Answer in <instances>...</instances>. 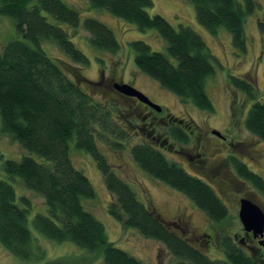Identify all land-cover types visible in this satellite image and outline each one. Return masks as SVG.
Returning a JSON list of instances; mask_svg holds the SVG:
<instances>
[{
    "label": "trees",
    "instance_id": "1",
    "mask_svg": "<svg viewBox=\"0 0 264 264\" xmlns=\"http://www.w3.org/2000/svg\"><path fill=\"white\" fill-rule=\"evenodd\" d=\"M188 1L195 5L199 23L213 34L220 28L227 29L234 48L247 53L245 23L247 16L258 8L256 0ZM88 2L92 8L105 9L140 30L156 29L166 40L169 54L154 50L144 40H134L131 45L136 65L183 102H191L201 110H215L207 82L215 74L216 58L196 30L183 24L177 28L161 14L151 15L148 9L154 6L153 0ZM0 15L13 18L22 36L9 41L0 52L2 132L31 153L19 160H4L3 168L13 179L19 177L27 189L44 198L48 212L35 215L33 222L37 229L57 242L69 241L95 255L100 254L105 264H144L116 246L109 239L104 223L85 208L83 199L94 198L96 191L89 177L73 161L75 148L95 159L112 196L111 215L125 227L163 243L180 259L178 264H263L238 249L227 233L220 239L224 260L202 254L175 234L161 214L146 205L131 184L117 174L102 145L119 152L130 145L135 132L152 134L162 125L157 126V120L152 121L154 126L149 129L145 123L147 109L133 112L125 103L134 98L121 93L114 83L105 86L101 81H90L79 71L82 65L89 64V58L61 25L65 23L78 30L81 18L75 8L64 0H0ZM50 17L54 21L49 20ZM259 26L264 32V21H260ZM84 28L95 47L111 52L120 49L115 32L100 20L88 17ZM43 41L53 42L76 64L71 63L76 78L65 70L59 58L55 61L47 54L41 47ZM230 80L251 99L257 98L258 92L250 81L233 75ZM82 85H87L86 89ZM100 91L103 94L99 96ZM136 113L139 123L144 124L131 132L129 126L136 121L132 117ZM164 126L161 128L167 127ZM245 126L264 141V101L257 100L251 105ZM169 130L174 140L189 142L187 133L178 127L170 126ZM129 151L143 171L186 195L212 222L222 227L231 217L211 185L189 173L154 142H135L129 146ZM230 161L237 175L264 196V176L235 157L231 156ZM19 200L21 203L14 186L0 178V243L25 260L41 259L44 251L32 247L31 199L22 195Z\"/></svg>",
    "mask_w": 264,
    "mask_h": 264
},
{
    "label": "rangeland",
    "instance_id": "2",
    "mask_svg": "<svg viewBox=\"0 0 264 264\" xmlns=\"http://www.w3.org/2000/svg\"><path fill=\"white\" fill-rule=\"evenodd\" d=\"M35 1L33 0V2ZM64 1L75 8L81 18V24L77 31L68 24H61L62 27L68 30L69 37L74 44L89 58V64L82 65L83 67L79 71L88 80L101 81L105 86L112 85L114 82L129 83L145 93L152 101L163 106L162 113H151L149 111L151 109L148 107L150 105L147 103H145V106L140 105L142 101L137 97H133L135 100L125 101L133 112L149 108V110H146L149 114L145 122L149 129L154 126L152 121L155 122L154 116L156 114L158 116H166L172 113L187 119L193 130V133H190L192 142L190 141L189 144L186 143L184 145L175 143L176 148L181 150L179 153H173L172 150L160 147L152 138L153 133L135 132L130 145L143 140L154 142L172 160H177L191 173L209 182L229 205L233 213H231V217L227 221L223 222L221 229H219V225L213 227L215 223L183 193L143 171L133 161L129 151L130 145L117 152L104 144L102 145L103 152L114 166L117 174L131 184L139 198L146 205L158 211L165 220L169 221L175 231L188 238L195 245H199V243L192 238V232L187 231L184 222L175 219V216L187 215L192 222V226L202 233L205 232L211 235L227 233L232 236L234 231L239 228V218L235 215V207L240 195L251 196L264 207V196L250 183L244 182V184L238 185L241 183L240 177L229 160L230 154L238 155L241 160L245 158L243 161L264 176V161H262L261 167H258L251 159L255 155L254 151L251 157L243 154V152H247L248 147L252 149L259 147L264 152V141L251 133L245 126V118L251 105L257 100L264 101V32L261 31L259 26V22L264 21V0H256L258 8L247 16L245 24L248 49L245 54L234 48L231 33L227 29L220 28L216 34H213L199 23L195 5L188 0H153L154 6L148 9L151 15L155 13L161 14L177 28L181 24L191 26L203 37L211 49L216 58L214 62L215 74L207 82V92L215 106V110L212 112L201 110L191 102H183L180 97L163 88L158 81L144 73L136 65L134 60L135 52L131 45L134 40H144L154 50L169 54L166 40L156 29L140 30L135 24L118 18L105 9L92 8L88 0ZM88 17L96 18L112 28L120 43L118 51L111 52L106 49H100L91 43L90 34L84 28V20ZM49 20L54 21L51 17ZM17 37L22 36L16 30L15 20L11 17L0 15V52L3 51L4 46L9 41ZM43 42L41 47L47 54L54 60L59 58L65 70L76 78V71L72 66L75 63L53 42L47 41L44 44ZM172 59L175 61L174 58ZM230 75L250 81L258 92L257 98L251 99L245 92L236 88L230 80ZM86 86L82 85L84 89H86ZM101 94L103 93L100 91L99 96ZM137 116V113L132 115L136 121L129 126L131 132L134 129L138 130V127L144 124L142 122L139 123L140 118ZM150 123L152 126L148 125ZM164 124L160 120L156 123L157 126L162 125L161 127H165ZM161 127H159V130L164 131ZM212 130L220 131L222 134L227 135L228 139L220 140L214 137ZM194 137L196 140L201 138V141H203L202 145L203 147L205 145L208 161L219 165L216 175L215 173L213 175L200 172L190 165V155L195 150ZM229 139L236 144L239 143L241 149L245 150H242V152L230 146L227 143ZM29 154L31 155L20 142L13 140L11 136L2 132L0 118V178L6 179L14 186L19 203H21L19 199L22 195H26L31 199L32 207L29 213V227L33 235L32 247L33 249L39 247L45 254L41 259L25 260L14 255L0 243V264H44L48 261H52L55 264H105L100 254L95 255L94 252L80 248L69 241L57 242L52 240L34 225L33 219L36 214H47L48 212L44 198L27 189L19 177H14L13 179L3 168L4 160H19L24 155ZM33 156L38 160H42L36 155ZM72 156L76 167L85 172L96 191V196L92 199H83V204L87 210L104 223L109 239L116 246L140 259L144 264H178L180 259L171 255L163 243L155 239L146 238L133 228L125 227L111 215L109 204L112 196L104 183L102 173L95 159L90 154L75 148H73ZM213 176H216V180ZM191 229L189 228V230ZM212 243L214 242L211 241V248L209 250L205 248V250L212 257L220 256V251L217 248H212Z\"/></svg>",
    "mask_w": 264,
    "mask_h": 264
},
{
    "label": "flooded vegetation",
    "instance_id": "3",
    "mask_svg": "<svg viewBox=\"0 0 264 264\" xmlns=\"http://www.w3.org/2000/svg\"><path fill=\"white\" fill-rule=\"evenodd\" d=\"M129 97L133 98V96H129ZM141 105L145 106V103L142 102ZM148 107L151 109V110H149V108H147L151 113H154V112L162 113L163 112V107H162V110L161 111H156L151 106H148ZM154 118H155V121L156 120L157 121H159V120L160 121H163L165 123V125L167 126L166 128H164V131L163 130H158V131L156 130L155 131V129H154L153 131L156 134L152 132L153 133V136H152L153 139L155 141H157V143L160 145V147L167 148L168 150H172L173 153H179V152H181V150L178 149V148H176L175 143L182 144V145L186 144V143H181L179 141H176V140H174L172 138V135H171L172 132H171V130H169L170 126L178 127L181 131L187 133V135L189 136V142H188V144L190 143V141L192 142L191 137H190V133L191 132L193 133V130L191 129V126L188 124L187 119L181 118V117H179V116H177L175 114H172V113H169L166 116L165 115L158 116L156 114L154 116ZM148 125L150 126L151 123L148 124ZM212 134L214 135V137H216V138H218L220 140H227L228 139L227 138V135L222 134V133H221V135H217L216 133H214V130H212ZM202 142L203 141H201V138H198L196 140L195 137H194L193 143H194V146H195V150L193 151L194 153L190 155V159H189V161L191 162L190 165L193 166L196 170H198L200 172L207 173V174H213V175L215 173V175H216L217 172H218L217 168L219 167V165H215V164H213V163H211V162L208 161L209 158L207 157V151H206L205 145L203 147ZM227 143L230 146L235 147L236 149H239L241 151L242 150L243 151L245 150V149H241V147L239 146V143L236 144L234 141H231L230 139L228 140ZM253 151L255 153V155H254L255 158L254 157H251L252 154H253ZM247 152H243V154L250 156L251 159L253 160V162L256 163V165L258 167H261L262 161H264V152H263V149L262 148H259V147H256L255 149H252V148L248 147ZM229 156H230V159H231V156H232V157H235L238 160H241L238 155L230 154ZM173 160L175 162L179 163L177 160H175V159H173ZM243 160H241V161L243 163H246ZM230 164L233 166V164L231 163V161H230ZM182 166L186 169V167L184 165H182ZM187 171L189 173H191L189 170H187ZM191 174H193V173H191ZM193 175H195V176H197L199 178H202V177H200V176H198L196 174H193ZM213 177L216 180V176H213ZM203 180H205V179H203ZM240 180H241V183H239L238 185H240V184L242 185V184H244V182L249 183V182H247V181H245V180H243L241 178H240ZM207 183L209 185H211L209 182H207ZM218 196L223 201V203L228 207L229 211L231 213H233V211L229 207V205L221 198V196L219 194H218ZM242 199H250L254 203L258 204L264 210V207L259 202H257L255 199H253L251 196L243 195V194L240 195V197H239V199L237 201V204H236L237 206L235 207V213H236L235 215H237L238 218H239V222H238V227L239 228H238L237 231H234V233L231 236V238L233 240L234 245L238 249L242 250L244 253H247V254H249L251 256H255L258 260H260L264 264V234L263 235L256 234L254 230H247L245 228V226L243 225V223H242V221L240 219V209H241ZM201 211H203V210H201ZM175 219H178L180 222H184V224L186 225V227H185L186 230L192 232V234H193V237L192 238L195 240V242H198L199 245H195L188 238L184 237L183 235H181L180 233H178L177 231H175L174 228L169 223V221L166 219V221L169 224L170 228L174 231L175 234L179 235L182 240H184L185 242L187 241L192 247L196 248V250L201 251L202 254H204V255H206V256H208L210 258H213V259H223V260L225 259V252H224L223 248L221 247V242H220L221 237L225 233H221V235L220 234L219 235H217V234L211 235V234L205 233V232L202 233L200 230L195 229L194 226H192V222L190 221V219H189V217L187 215H184V216H182V215L181 216H175ZM215 225H218V224L217 223L213 224V227H216ZM218 227H219V229H221V225H219ZM189 228H192V229L189 230ZM211 241L214 242V243H212L213 244V247L212 248H217L218 251H220V254H219L220 256H218V257H212L205 250V248H207L208 250H209V248H211ZM165 248L168 250V252L171 255H173L171 253V251L167 247H165Z\"/></svg>",
    "mask_w": 264,
    "mask_h": 264
},
{
    "label": "water",
    "instance_id": "4",
    "mask_svg": "<svg viewBox=\"0 0 264 264\" xmlns=\"http://www.w3.org/2000/svg\"><path fill=\"white\" fill-rule=\"evenodd\" d=\"M114 87L125 95L137 97L157 111L162 110L160 104L152 101L145 93L129 83L114 82ZM214 133L221 135L218 130H214ZM240 219L247 230H254L260 235L264 234V210L250 199H242Z\"/></svg>",
    "mask_w": 264,
    "mask_h": 264
}]
</instances>
